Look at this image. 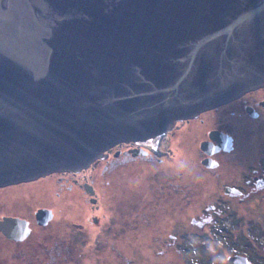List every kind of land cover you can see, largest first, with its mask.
<instances>
[{
    "label": "water",
    "instance_id": "1",
    "mask_svg": "<svg viewBox=\"0 0 264 264\" xmlns=\"http://www.w3.org/2000/svg\"><path fill=\"white\" fill-rule=\"evenodd\" d=\"M262 85L264 0H0V186L149 145ZM29 230L0 219L11 239Z\"/></svg>",
    "mask_w": 264,
    "mask_h": 264
},
{
    "label": "flooded vegetation",
    "instance_id": "2",
    "mask_svg": "<svg viewBox=\"0 0 264 264\" xmlns=\"http://www.w3.org/2000/svg\"><path fill=\"white\" fill-rule=\"evenodd\" d=\"M211 131L225 134L224 141L211 136ZM109 148L103 157L90 164V167H99V181L106 176L109 162H112L108 157L113 148L117 151L113 157H121L120 162L129 158L133 162L150 164L149 169L152 166L165 169L162 166L170 165V172L153 171L152 175L159 183L155 189L159 196H169L179 205L194 202L197 206L192 219L194 244L188 248L196 253L197 264H230L228 258L234 255L245 257L249 264H264V85L246 90L195 117L176 120L156 142L149 145L129 141ZM138 148L147 152H134ZM54 174L64 178L63 175L76 173L53 172L48 176ZM89 177H83V183L74 179L73 182L89 194V201L94 203L98 193L95 181ZM140 183L143 184L142 179ZM151 188L154 187L136 188L135 198L141 201L152 199ZM23 200L20 197V203ZM138 204L141 205L140 202ZM36 210L32 212L33 219L30 213L23 215L21 210L2 213L0 219L14 216L26 220L30 233L33 221L45 226L51 220L44 225L37 223ZM138 227L135 226V232H138ZM0 235L12 242L23 241L27 237L14 240L1 232ZM169 236L174 238L172 233ZM113 237L103 238L102 247L115 249ZM184 247L179 245L181 251Z\"/></svg>",
    "mask_w": 264,
    "mask_h": 264
},
{
    "label": "rangeland",
    "instance_id": "3",
    "mask_svg": "<svg viewBox=\"0 0 264 264\" xmlns=\"http://www.w3.org/2000/svg\"><path fill=\"white\" fill-rule=\"evenodd\" d=\"M115 151L113 148L109 154L112 162L101 181L99 167L88 165L78 173L67 171L76 174L63 175L64 178L54 174L0 186V214L21 210L33 219L32 212L39 207L53 211L45 226L33 221L23 241L12 242L0 235V264H197L196 253L188 249L194 244L192 219L197 206L194 202L179 205L169 196H159L155 189L159 183L153 171H169L170 165L149 169L150 164L129 158L120 162L121 157H113ZM86 175L95 181L98 195L94 203L73 182L83 183ZM151 185L152 199L135 198L136 188ZM139 202L141 205H136ZM107 236L114 238L115 249L102 247ZM179 245H185L182 251Z\"/></svg>",
    "mask_w": 264,
    "mask_h": 264
},
{
    "label": "bare ground",
    "instance_id": "4",
    "mask_svg": "<svg viewBox=\"0 0 264 264\" xmlns=\"http://www.w3.org/2000/svg\"><path fill=\"white\" fill-rule=\"evenodd\" d=\"M226 102H227V101H226ZM221 104H222V103H221ZM217 106H218V105H217ZM215 107H216V106H215ZM205 110H206V109H205ZM202 111H203V110H202ZM200 112H201V111H200ZM200 112H199V113H200ZM199 113H198V114H199ZM198 114H197V115H198ZM197 115H196V116H197ZM109 149H110V148H109ZM109 149H107V150L109 151ZM129 151H130V150H129ZM134 152L140 153L139 151H134ZM134 152H133V153H134ZM146 152H147V151L144 149V153H146ZM116 153H117V151H115L113 154L116 155ZM142 153H143V152H142ZM50 174H51V173H50ZM240 262H241V261H239V263H240Z\"/></svg>",
    "mask_w": 264,
    "mask_h": 264
}]
</instances>
